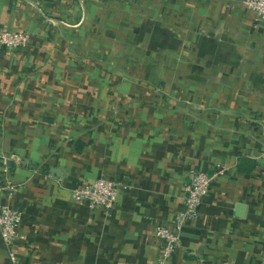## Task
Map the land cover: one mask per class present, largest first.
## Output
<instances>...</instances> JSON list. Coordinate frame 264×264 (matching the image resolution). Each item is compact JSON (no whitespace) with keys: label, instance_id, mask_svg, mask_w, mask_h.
<instances>
[{"label":"crops","instance_id":"obj_1","mask_svg":"<svg viewBox=\"0 0 264 264\" xmlns=\"http://www.w3.org/2000/svg\"><path fill=\"white\" fill-rule=\"evenodd\" d=\"M0 180L16 242L0 264H162L156 229L215 173L163 264H264V24L223 0H0ZM238 154L261 165L238 172ZM105 178L112 210L72 199ZM15 256V261L12 260Z\"/></svg>","mask_w":264,"mask_h":264},{"label":"built area","instance_id":"obj_2","mask_svg":"<svg viewBox=\"0 0 264 264\" xmlns=\"http://www.w3.org/2000/svg\"><path fill=\"white\" fill-rule=\"evenodd\" d=\"M225 2L236 3L245 10L254 14V23L264 24V0H223ZM30 36L21 31H0V45L8 50H21L28 46ZM264 128V118L261 122ZM6 174L0 180V239L10 246L16 242L19 235V228L23 220L22 212L14 209L4 199H12L15 194L14 185L7 175L8 168L4 170ZM226 173L224 166H218L215 173L210 174L202 171H192L188 184L185 185L186 203L184 212L178 216L173 225L166 227L158 226L156 236L162 244V264L171 258L180 246L181 230L190 221L196 220L199 216L200 207L211 191L214 182ZM119 186L112 181L99 178L98 180L84 184L72 192V199L78 203H87L89 208L98 210H112L118 203ZM15 261V256L12 255Z\"/></svg>","mask_w":264,"mask_h":264},{"label":"trees","instance_id":"obj_3","mask_svg":"<svg viewBox=\"0 0 264 264\" xmlns=\"http://www.w3.org/2000/svg\"><path fill=\"white\" fill-rule=\"evenodd\" d=\"M261 165L255 159H252L246 155L238 154V172L242 175L254 174L258 167Z\"/></svg>","mask_w":264,"mask_h":264}]
</instances>
